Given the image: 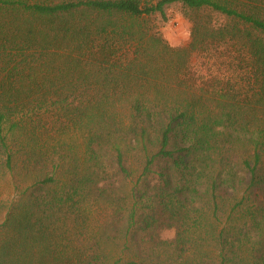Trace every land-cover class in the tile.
I'll list each match as a JSON object with an SVG mask.
<instances>
[{"label": "trees", "instance_id": "trees-1", "mask_svg": "<svg viewBox=\"0 0 264 264\" xmlns=\"http://www.w3.org/2000/svg\"><path fill=\"white\" fill-rule=\"evenodd\" d=\"M17 168L0 264H264V0H0Z\"/></svg>", "mask_w": 264, "mask_h": 264}, {"label": "rangeland", "instance_id": "rangeland-1", "mask_svg": "<svg viewBox=\"0 0 264 264\" xmlns=\"http://www.w3.org/2000/svg\"><path fill=\"white\" fill-rule=\"evenodd\" d=\"M167 20L161 21L158 18L154 23L158 25L159 31L162 37L171 45V46H184L190 40L189 30L190 22L183 15L182 11L176 5H168L165 8ZM198 63L201 66L203 73L207 75L206 67L203 63ZM28 173L22 168H17L12 174L8 171H0V224L3 220V215L6 210V205L11 199L18 198L20 190L23 189L26 183H23V179ZM173 230H163L161 236L163 238H171L173 236Z\"/></svg>", "mask_w": 264, "mask_h": 264}]
</instances>
